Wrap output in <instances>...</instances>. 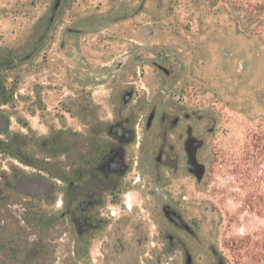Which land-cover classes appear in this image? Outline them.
I'll return each mask as SVG.
<instances>
[{
  "label": "flooded vegetation",
  "instance_id": "flooded-vegetation-1",
  "mask_svg": "<svg viewBox=\"0 0 264 264\" xmlns=\"http://www.w3.org/2000/svg\"><path fill=\"white\" fill-rule=\"evenodd\" d=\"M188 4L218 11V0H133L117 18L52 23L69 5L53 0L24 53L0 52V108H12L18 76L42 79L56 41L55 123L41 81L26 89L23 127L0 111V264H224L207 234L218 213L190 211L184 192L205 195L218 171L220 76L249 75L262 52L236 23L224 35L218 23H140ZM104 23L118 26L94 62L88 35Z\"/></svg>",
  "mask_w": 264,
  "mask_h": 264
},
{
  "label": "rangeland",
  "instance_id": "rangeland-1",
  "mask_svg": "<svg viewBox=\"0 0 264 264\" xmlns=\"http://www.w3.org/2000/svg\"><path fill=\"white\" fill-rule=\"evenodd\" d=\"M53 0H0V52H11L19 56L25 51L28 31L36 30L37 23H47L50 15L49 5ZM64 15L52 23H75L80 19L107 20L126 13L123 4L133 0H67ZM206 8V5L203 4ZM177 8V7H175ZM144 11L140 23H152L156 18L159 23H218V34H225L226 24L236 23L238 31L253 30L259 39L262 57L253 72L247 76H229L222 74L218 80V102L221 112L218 171L203 188L188 187V207L190 211L198 202L210 204L218 213V222L207 223V234L216 233L215 243L224 264H264V210L250 209V195L264 193V154L259 155L264 145V0H218V11L193 8L188 4L185 9L165 10L162 13ZM180 21V22H179ZM118 26L104 23L98 26L88 37L93 39L89 52L94 53V62L107 45L105 40L112 35L107 29ZM236 29V28H234ZM56 41L53 37L47 42L48 61L26 77L18 76L14 95L18 96L16 106L0 108L12 119L10 124L23 127L27 121L28 108L24 105L25 93L29 82L34 85L41 81L46 86L43 102L47 107L46 125H53L55 99L54 57ZM51 46V50L49 47ZM36 79V80H33ZM50 121L52 123H50ZM32 123H35L33 121ZM259 145V148L256 146ZM263 159V160H262ZM249 177L244 176L245 171ZM201 193V194H200ZM204 197L205 200H202ZM218 257V261H219ZM208 264V258L204 259Z\"/></svg>",
  "mask_w": 264,
  "mask_h": 264
},
{
  "label": "trees",
  "instance_id": "trees-1",
  "mask_svg": "<svg viewBox=\"0 0 264 264\" xmlns=\"http://www.w3.org/2000/svg\"><path fill=\"white\" fill-rule=\"evenodd\" d=\"M256 148H259V145H257ZM261 148L262 150L261 152H258L259 155L257 157L264 154V145ZM247 172L248 170L245 171L244 176L249 177ZM248 206L250 209L257 210L258 212H261L262 210H264V193H255V194L250 195V201L248 203Z\"/></svg>",
  "mask_w": 264,
  "mask_h": 264
}]
</instances>
